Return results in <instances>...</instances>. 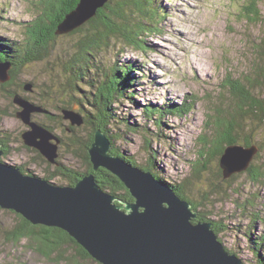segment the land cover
<instances>
[{"label": "rangeland", "instance_id": "374dc122", "mask_svg": "<svg viewBox=\"0 0 264 264\" xmlns=\"http://www.w3.org/2000/svg\"><path fill=\"white\" fill-rule=\"evenodd\" d=\"M33 2L0 0L1 38L23 41L24 29L39 14ZM161 5L164 12L160 13L163 19L157 26L159 32L144 37L148 47L146 54L128 47L116 56L117 50H113L102 53L96 65L104 69L120 62L139 67V70H133L137 81L131 89L136 93V102L125 100L114 106L117 116L124 118L119 117L118 124L112 129V134L119 135L116 144L134 157L139 166H147L150 153L155 154L160 175L178 185L189 199L201 203L202 195L211 193L209 184L219 183V161L205 156L208 152L202 139H214L218 109L227 110L231 102L227 86L239 80L243 82L248 77L254 79L257 73L263 83L258 84L256 92L264 96V60L259 49L264 34V0H161ZM250 7L255 10L252 19L258 22L247 18L246 9ZM70 34L60 36L52 56L17 72L7 88L0 83V131L12 139L8 145L11 154L4 162L24 166L28 170L27 175L42 180L52 175L60 164L74 171L87 170L82 160L74 155L73 151L76 154L80 152L72 145V140L77 137L86 139L90 130L84 126H71L63 119L62 113L66 109L79 111L67 87L65 72L78 39ZM118 48L123 49L119 44ZM27 84L33 85V91H25ZM83 89L88 88L84 85ZM12 93L49 112L35 113L32 119L44 127H51L52 134L60 138V164L45 163L37 158L35 152L25 149L22 134L28 127L16 116L19 108L11 99ZM150 103L160 107L167 103L179 106L194 104L186 116H167L162 121V129H159L156 122L145 117L143 107ZM128 121L131 125L136 124L135 130H128ZM254 139L264 147L263 128L254 133ZM261 158L263 160L258 161L264 172V150ZM194 173H201L199 180ZM235 176L238 177L233 180L234 192L229 191L228 183L222 184L226 190L221 189V196L206 194L210 202L200 206V210L213 222L231 225V229L221 233L218 239L227 249L239 252L243 263L254 264V255L246 248L245 237L239 232L245 231L250 216L243 218L237 212V201L256 197L253 211L261 210L264 215V178L260 183H253L247 173ZM193 179L199 186L188 181ZM52 182L69 186L68 180L62 177H56ZM199 187L202 192L196 193ZM18 222L14 213L0 210V264H66L61 260H47L28 240L19 244L8 242L6 232ZM257 230L264 234V224L258 223ZM72 253L76 255L74 250L65 254L70 256ZM82 263L97 264L95 261Z\"/></svg>", "mask_w": 264, "mask_h": 264}, {"label": "trees", "instance_id": "16d2710c", "mask_svg": "<svg viewBox=\"0 0 264 264\" xmlns=\"http://www.w3.org/2000/svg\"><path fill=\"white\" fill-rule=\"evenodd\" d=\"M33 3L37 7L39 14L24 29L23 41L18 42L0 37V62L11 64L10 74L12 80L15 78L16 73L22 71L27 65L43 62L53 55L55 43L59 42L61 35H66L58 34L59 25L65 21L68 14L78 7L80 0H34ZM246 11L247 18L253 20L252 16L255 14L254 8L250 7ZM162 12H164V8L161 5V0H110L103 8L98 10L94 18L70 32V36L75 35L78 39L74 45L76 46L74 56L71 57L67 67L66 65L63 66L66 67L65 72H67L68 76L67 87L70 88L73 102H76V106L79 108L78 112L85 119L84 128L90 130V134L87 135L86 139L77 137L79 140L73 139L72 145L78 148L80 154H76L77 152L73 151L74 155L82 160L87 170L85 172L74 171L61 165L58 161L60 166L55 168L52 175L46 176L45 180L53 183L52 180L56 177H62L68 180L69 186H75L85 175L94 174L97 183L105 192L124 202L134 203L135 200L118 178L104 169H100L97 172L93 170L88 149L93 141V132L100 129L110 138L112 153L114 155L134 166L140 167L144 171L151 172L157 180L168 184L198 214L197 219L193 223L203 222L211 224L212 229L218 237L221 233L231 229V225H222L219 222L209 220L203 215L200 206H206L210 202L206 194L213 193L214 195L221 196V189H224L222 184L228 183L229 191L234 192L232 190L233 184H235L233 180L235 177H238L235 176L237 174L225 178L221 167V158L224 155L225 149L232 145H239L244 148L256 146L258 153L250 168L244 173H247V176L253 183H260L264 178L262 165L258 161L262 159L261 154L264 147L254 139V133L262 128L264 130V96L256 92V87L258 84L263 83V81L258 78L256 73L254 79L248 77L243 82L239 80L227 86L231 94V102L227 110L218 109L219 113L215 123L216 132L214 139L212 141L206 138L202 139L204 140V149L208 152V154L204 153L205 156H208V159H212L215 162L219 161L217 163L219 183L213 184L209 179L211 182L209 184L211 193H204L201 203H196L193 199H189L178 185L160 175L156 169L157 157L155 154L150 153V163L147 166H139L134 157L127 155L116 144L119 135L112 134V129L118 124L120 117V115L117 116L114 106L125 100L136 102L134 96L136 93L135 91H131V89L137 81L133 70H139V67H136L135 64L126 65L119 62L111 67L101 69L96 65V62L98 61V57L104 52L117 50L116 56H118L119 52H123L128 47L146 54L148 47L144 37L159 32L160 29L157 26L161 25L159 21L163 19V16L160 15ZM253 21L258 22L256 19ZM118 44L123 49H119ZM259 49L261 57L264 60V34ZM93 69L97 70L94 71ZM260 69L263 71L261 67ZM91 70L94 72L90 74ZM12 80L6 83V85L4 84L3 88H7L12 84ZM84 85L88 88L87 90L83 89ZM12 94V97L10 95L11 99L16 95L15 93ZM193 104L179 106L167 103L160 107L150 103L145 105L143 109L145 117L148 120L156 122V126L162 129V121L167 116H186V114L191 112V105ZM120 119L124 118L120 117ZM127 124L128 130H135L136 124L131 125L129 121ZM45 127L52 132L51 127L46 125ZM74 130L73 128L72 131ZM11 141L12 139L9 135H2V131H0V151L3 152V157L1 158L3 162L11 154L8 146ZM147 142L150 144V141L147 140ZM25 149L35 152L38 159L40 158L43 162L48 163L36 150L28 148L26 145ZM15 167L19 168L22 173L28 174V170L24 166ZM194 176H197L196 180H199L201 173H194ZM188 181L196 184L195 179ZM196 185L199 186L198 184ZM200 191L202 192L199 187L196 193H200ZM255 200L256 197L254 199H245L241 202L237 201V212L243 218L250 216L247 219L248 223L245 231L239 230V232H242L245 237L246 248L254 255V264H264V234H259L257 230L258 223L264 224V215L261 214V210L257 212L253 211L256 208ZM0 210L3 209L0 208ZM10 212L16 215L19 222L6 232L8 242L19 244L21 241L28 240L34 243L35 250L40 255L50 261L61 260L66 264H83L82 262L95 261L97 264H101L93 259L66 232L55 227L32 225L21 215L13 211ZM219 241L221 242L220 239ZM225 249L229 253L239 257V252L229 250L226 247ZM72 250L76 252L78 258L76 255L73 256V253L70 256L65 254L66 252L71 253Z\"/></svg>", "mask_w": 264, "mask_h": 264}, {"label": "water", "instance_id": "95a60500", "mask_svg": "<svg viewBox=\"0 0 264 264\" xmlns=\"http://www.w3.org/2000/svg\"><path fill=\"white\" fill-rule=\"evenodd\" d=\"M110 0H80L78 7L59 25L58 34L81 27ZM11 64L0 62V83L11 80ZM32 84L25 85L31 92ZM13 103L17 117L28 127L24 145L50 164L58 165L61 140L32 119L47 110L20 95ZM63 119L73 127L85 124L83 115L63 110ZM258 148L228 146L221 158L225 178L246 172ZM94 172L107 170L118 178L135 200L127 203L105 192L94 174L85 175L75 186H59L24 174L1 161L0 208L21 215L32 225L59 228L101 264H243L219 241L209 223L193 221L198 214L168 184L112 153L105 132H93L88 149Z\"/></svg>", "mask_w": 264, "mask_h": 264}]
</instances>
